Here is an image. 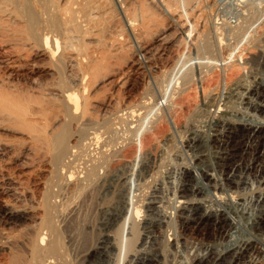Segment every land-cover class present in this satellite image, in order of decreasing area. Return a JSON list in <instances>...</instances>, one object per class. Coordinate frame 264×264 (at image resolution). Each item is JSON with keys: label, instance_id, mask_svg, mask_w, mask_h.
Here are the masks:
<instances>
[{"label": "rangeland", "instance_id": "1", "mask_svg": "<svg viewBox=\"0 0 264 264\" xmlns=\"http://www.w3.org/2000/svg\"><path fill=\"white\" fill-rule=\"evenodd\" d=\"M79 1L73 2L72 5L71 0H0V213L5 209H11L27 217L25 224L20 226H3L0 222V264H34V261L36 264H84L87 260L96 261L91 255V250L102 230L100 225L103 211L107 208L112 209L116 197L103 198L99 193L100 185L98 182L96 185L95 181H92L93 185L90 183L88 187L83 185L82 191L79 192L81 186L76 187L78 185L74 177L72 181L66 180L69 172L62 166L68 163L76 172H81L85 164L88 166L96 163L95 161L101 156L100 153L110 156L114 149H120L124 153L123 156L132 152V156L136 159L135 164H140V161L146 162L141 159L143 151L139 152V140L144 136L143 134L146 135L147 130L151 131L153 123L165 121L162 119L164 117L162 108L155 106L159 96L164 93L167 94L165 97H168V105L185 104V99L189 96L193 97V100L196 98L195 112L183 117L182 122L180 121L181 123L179 122L175 127L171 120L166 121L168 124L165 125L169 128L170 137L168 140L161 137L157 151L151 149L154 158L147 161L152 167V175L150 174L152 179L149 178L147 181L155 180L142 187L138 196H141V199L147 198L149 190L156 184L162 188L158 191L159 211L169 216L174 214L161 237L156 233L158 237L156 244L153 245L145 244L141 247L143 229L136 225L132 238L134 245L131 244L130 251L144 249L145 252L159 254L161 264H193L192 257L195 258L194 256L200 254L204 247L220 245L222 242L218 243L221 239L203 223L193 231L184 228V225L181 228L179 214L173 210L177 198L175 186L178 187L181 183V169L183 166H193V156H195L185 147L186 140L191 132L203 130L206 115L216 109L212 106L213 100H223L222 104L227 101L230 85L223 82H225L224 75L229 70L239 68L244 77L243 84L246 86H252L255 81L264 82V35H262L264 34V0H202L209 9H202V12L187 9L171 15L173 21L178 18V13L179 17L183 15L180 17V22L185 24L186 34L192 35L190 39H187L186 34L177 35L176 24L169 21L170 18L164 15L155 0ZM178 2L175 0L174 4L179 5ZM212 5L216 7L212 9ZM120 6L127 9L130 15H134L136 11L137 16L129 15L131 18L136 17L135 21L143 19V22H148L153 19L151 20L153 22L149 25L150 21L146 25V22L144 24L137 20L139 23L134 22L138 25L134 24L135 28L132 30L134 34L130 32L118 36L122 31L121 27L127 24L126 18L124 20L115 15V8ZM28 10L35 13L38 19L36 23L30 22ZM102 13H106V16ZM198 14L200 18L204 17L206 20L198 18L200 22L197 25L195 16L197 17ZM54 15L56 17H53ZM51 16L57 21L50 22ZM47 18L49 20L46 23ZM201 22L205 23L201 24ZM141 23L147 26V30L145 27L142 30ZM192 30L194 31L191 34ZM196 32L200 36L209 33L210 41L220 44L219 50L211 57L205 53L202 55L199 53L200 55L197 56L196 51H188L185 48L183 50L182 47L188 46L189 40L192 38L194 40V36L199 39ZM164 37L167 45L162 52L163 43L160 40ZM44 38L49 42L50 39L55 40L54 43L58 41L59 47L54 51L56 52L54 57L57 58L51 57L42 46L45 42ZM130 39L137 41L138 44H133L130 48ZM180 41H185L186 44ZM51 44L52 42L50 46ZM40 46L42 47L39 48ZM245 49L249 51L246 52ZM135 50L142 54L143 57L139 56V58L147 61L144 66L147 65L150 70L146 66L145 72L140 71L138 66L134 65ZM182 51L184 53H180ZM161 54L163 56H160ZM174 56L177 58L172 62L173 64H166V60ZM207 58H210L209 62ZM55 60H59L60 67ZM197 60L200 66L190 65ZM211 60H215L214 65H209ZM181 65L186 68L183 67L177 78H173L174 73L181 69ZM184 75L183 80L181 78ZM213 75L219 78L218 87L212 84L208 91L205 89V95H202L200 88L206 86ZM191 79H194L195 83L191 82ZM66 92L74 94L80 101H77L76 110L71 109L72 106L66 102L64 97ZM240 108L237 107L236 110L245 109ZM149 111L151 114L146 117ZM64 127L69 133L67 151L65 156L59 159L60 162H56L58 147H55L54 140L65 130ZM138 133L141 136L137 135ZM53 136H56L55 139ZM239 145L236 146L239 148ZM211 151L209 156L201 158L204 160L198 163V167L206 168L208 164L215 162L218 154L213 149ZM111 157L106 165L107 172L114 170L121 159L113 157L112 154ZM233 160L234 158L227 162L232 163ZM196 165L193 167L196 168ZM231 173L229 171V174ZM166 176L169 177L168 181L164 180ZM248 191L249 188L234 191L237 193L233 195L234 201L240 204L246 203L253 194ZM49 202H56L54 209H51L53 212L49 211L52 218L50 223L54 224L52 226L54 229L56 228L55 233L52 227L47 229L43 224L48 213L47 205L49 207L51 205ZM142 209L144 210L143 207L138 210L144 215ZM126 231L125 229L123 240H126ZM244 232V229H240L235 236L241 238L245 235ZM42 237L45 244L40 246L36 253V246ZM176 242L178 245L174 246ZM51 249H54L53 254L50 252ZM119 259L114 264H125L123 255ZM239 264H246V261Z\"/></svg>", "mask_w": 264, "mask_h": 264}, {"label": "bare ground", "instance_id": "2", "mask_svg": "<svg viewBox=\"0 0 264 264\" xmlns=\"http://www.w3.org/2000/svg\"><path fill=\"white\" fill-rule=\"evenodd\" d=\"M77 1L78 0H71L72 5H74L73 2L77 3ZM80 1L86 2L87 0H80ZM104 1H106V0H104ZM108 2H110V1H108ZM117 2H119V0ZM155 2L158 4L159 7H161L164 15H166L170 18L169 21L171 23H174V25L176 24L175 27L177 29V32H178L177 35L178 36L186 34V31H185L186 27L184 26L185 24H183V22H180V17L183 15H181L179 17V13H180L179 11H186L187 9H188V11H192L191 9H193V11L194 10L195 11L201 10V12H202L203 11L202 9H205V8L209 9V7L207 5L205 6V4L202 2V0H180V2H178V0H177L179 5H176L177 3L174 4L175 0H174V2H173V0H155ZM242 3H243V1H242ZM27 4H28V2H27ZM120 4H121V2H120ZM121 6H123V5H121ZM121 6L115 8L116 14L114 13L115 10H113V14L117 15L118 18L119 17L124 18V20L126 18L127 24H125V26H123V28L121 27L122 31L119 32L118 36L130 33V32L133 33L134 31H132V30H134V28H135L134 24L138 25L137 23H139L140 21L143 22V19L140 21L137 19L139 22L137 20L135 21L134 19L136 17L131 18L130 16H132L133 14L130 15V12L127 9L122 8ZM80 7L82 8L81 4H80ZM215 7H216L215 5L211 6L212 9H214ZM102 9H103V7H102ZM87 10H88V8H87ZM110 10H111V8H110ZM138 11L140 12V10H138ZM76 12L78 13V11H76ZM128 12H129V14H128ZM131 12L133 13V11H131ZM176 12H179L177 15L178 18L175 19V21H173L174 19L172 18L171 15H174V14L176 15ZM110 13H111V11H110ZM134 13L136 14V11ZM191 13H193V12H191ZM34 14L28 10L29 20L32 24L36 23L35 21H38V19L35 17ZM74 14H75V12H74ZM105 14H103V15H105ZM202 14H200V15H202ZM55 15L53 17H56ZM49 16H50V14H49ZM136 16H137V14H136ZM184 16H186V14H184ZM53 17H52V20L51 19L49 20L47 18V20H45L46 23L48 22V20L50 22H54L56 19H54ZM87 18H89V16ZM141 18H143V17H141ZM154 18H156V17H154ZM198 18H200L199 14L197 17L195 16V19L197 22L194 21L197 25L200 22ZM201 18H204V17H201ZM204 19L206 20V18H204ZM204 19H202V20H204ZM146 20H149V19H146ZM151 20H153V19H151ZM151 20H149L148 22H150ZM134 22H137V23H134ZM144 22H146V25L148 24L147 21H144ZM152 22L153 21H151L149 23V25H151ZM143 23H141L142 24L141 25L142 30H144V27H145L144 26L145 23L144 24ZM202 23H205V22H201V24ZM53 24L54 23H52V25ZM196 24H195V26H197ZM46 25H48V24H46ZM149 25H148V30H149ZM154 25H156V23ZM191 25H193V24H191ZM48 28H49V26H48ZM136 28H139V27H136ZM145 28L147 30V26ZM193 29H194V27H193ZM194 30H192L191 34L193 33ZM208 30H210V29H208ZM217 30H216V32H217ZM116 31H117V29H116ZM46 32H47V30H46ZM212 32H213V29H212ZM216 32H214V33H216ZM145 33H146V31H145ZM197 34L199 35V39L195 38V36H194V40H193V38H192V40H189L188 46L184 45V47H182L183 50L187 49L188 51H196L197 56L199 53H201V55H202V53H205V54L210 55V57H211V55H213L214 53H216L219 50L218 48H219L220 44H216L215 42H211L210 38H209V33H208V35L206 33H204L203 35L201 34V36L199 33H197ZM262 35H264V34H262ZM185 36L187 37V39H190L189 37H191L192 35L190 36L189 33H187ZM216 36H219V35H216ZM134 38H136V37H134ZM119 39H121V38H119ZM136 39L139 40L140 38H136ZM44 40H45V42H43L42 46H44V49L49 54H51V57H54V54L56 53V52L54 53V51H56L59 47V45L57 43L58 41L56 40V42L54 43L55 40L51 41L52 39H50V42H52V44L54 43L53 44L54 49L52 47V49H53V52H52V50H51L52 44L50 46L49 40L45 39V38H44ZM111 41H113V40H111ZM160 41L163 43L162 44L163 46L161 47V51L164 52V48L167 45L166 37H164ZM175 42H177V39ZM180 42L183 43L185 41H180ZM133 44L136 45L138 43H137V41L130 39V44H129V45H131L130 48L133 47L132 46ZM184 44H186V42ZM221 44L223 45V43H221ZM42 46H40L39 48H41ZM181 46H182V44H181ZM177 48H178V46H177ZM137 49H138V47H137ZM245 50L247 52L248 49H245ZM262 50H263V48H262ZM144 51H145V49L143 50V52ZM64 52H66V51H64ZM254 52H251V53L253 54ZM180 53H184V52L182 51ZM232 54L230 56H232ZM133 55H134V59H135V60H133L134 65L136 67L138 66V69H140V71L141 70L144 71V69L147 70V68H146L147 65L144 66L145 64H147V61L144 59H143L144 60L143 61V60H141V58H139V56H142V54L140 55L139 52L137 50H135ZM249 55L251 56V54H249ZM160 56H163V55L161 54ZM233 57H235L234 54H233ZM245 57H247L246 53H245ZM54 58H57V57L55 56ZM176 58L177 57L174 56V57L170 58V60H166L167 63L166 62L165 63L171 64L172 62H174L176 60ZM200 58H202V56ZM242 58H244V57H242ZM209 59L207 58L206 60H208V62H209ZM68 60H69V58H68ZM198 60H199V58H198ZM202 60H203V58H202ZM206 60L204 59V63ZM215 60L214 61L211 60L212 62H210L209 65L210 64L214 65ZM55 61L57 63V66L60 67L59 60H55ZM197 61L194 63L190 62V63H192L190 65L191 66L193 65L194 67L196 65L200 66L201 65L200 62L199 61L197 62ZM201 63H203V61ZM182 64H183V62H182ZM219 64H222V63H219ZM219 64H218V66H219ZM183 67L186 68L185 66H182L181 69L177 70L174 73L175 76L173 78H175V79L177 78V76L182 72L181 70L183 69ZM235 68H236V66H235ZM149 70H150V68H149ZM238 70H239V68H238ZM238 70H229L224 75L225 82H223V83H227L231 87V88L229 87L230 91H229V94H227L228 95L227 98L224 96L227 99V101L226 102L224 101L225 103L222 104L223 100H217V101L213 100V103H216V104L213 105V103H212V106L214 108H216L217 110L215 109L214 111L211 112V114L206 115L207 119L205 121L203 120L204 121L203 130H197V131L191 132L189 135V138L186 140L185 147L189 150V152H192V154L195 155V156L192 155L194 157L193 162H192L193 166H195L197 164L196 166L198 167L199 166L198 163H202V161L204 160L201 158H203V157L206 158L207 156H209V154H211V152H212L211 151L212 149L214 150L215 153L218 154L217 156L214 155V156H216L215 162H213L212 164H208L206 168L198 167V169H197V167L195 168L193 166H185V167L183 166V169H181V172H180L181 183L179 184L178 187H177V185L175 186V192H177V196H175V197H177V198L174 202L175 206L173 207V210L175 211V213L177 212L179 214L178 217L181 220L180 223L182 224L181 228H183V225H184L185 226L184 228L189 229V231H193L194 228H196L199 224L203 223L206 226L210 227L212 232L213 233L215 232V234L218 236V238L221 239L220 242H218V243H221V242L223 243V244L221 243L220 245L219 244L218 245L213 244L214 246L212 245V246L204 247L203 251L200 252V254H197V256H194L195 258L192 257L193 264H239L240 262H244V261H246V264H264V82L258 83L257 81H255L252 84V86H246L245 84H243L244 83L243 82L244 77L241 75L242 72L240 70L239 71ZM248 72H250V71H248ZM246 73H247V71H246ZM214 75H213V77H211L210 80L207 81L208 82L207 84L205 83L206 86L204 85V87L202 86L200 88L203 92V93L201 92L202 95L203 94L205 95V93H204L205 89L208 91L212 84H215V85H217V83L219 84L218 76L217 75L214 76ZM82 77L84 78V76H82ZM184 77H185V75L182 76L181 79H183ZM187 79H190V78H187ZM193 80L191 82L195 83ZM187 81H189V80H187ZM184 83H185V81H184ZM247 85H249V84H247ZM217 87H218V85H217ZM164 94L163 95L160 94L161 96H159L160 98L157 100L155 106H160L159 108H162L164 117L163 118L161 117V118L165 121L163 123H160L161 121H158L159 123H153L154 126L152 129H150L151 131L146 129L148 132L146 133V135L143 134L144 136L140 137V140H139V150H140L139 152L143 151V156H141V155L140 156H141V159L146 161V162L140 161V164H135L134 160H136V159L132 156V154H133L132 152L130 153V155L128 153H126V155L123 156L124 153H122L120 151V149L119 150H116V149L113 150L112 149L113 151H111L110 156H108L105 153H100L101 156L99 157V160L98 161L96 160L95 161L96 163H91V165L86 166V164L83 160V162L85 164V168L82 166V168H81L82 170H80L81 172H78V171L76 172L75 168L73 167L74 168L73 169L71 167V165L68 163L67 164L65 163V165H63V166L61 165L66 170L68 169L67 171L69 172V175L67 176L66 180L72 181L73 177H74V181H76V184L78 185L76 187L81 186V190L79 189V192L82 191L83 185L85 187H88L92 181H95L96 185H97V182L100 185V186L98 185L99 186L98 188L101 191L99 193L102 194L103 198H106L109 196L116 197V202H115L114 206L112 207V209L107 208L106 210L103 211L104 212L103 213V220H102V223L100 225L102 230L99 233V236L97 238V242H96L95 246H93V248L91 250V255L93 256V258L96 261L92 262V261L87 260L84 262V264H114V262L116 263L117 261L120 260L119 258H121L122 255L124 256L125 264H161L160 263L161 261L159 259V257L161 255H159V254H152L151 252H145L144 249L139 250V251L138 250L133 251V252H132V250L130 251V248L132 247L131 244H133V242H132L133 241L132 240L133 234L135 232L136 225L141 226V228L143 229V238H142L143 241H142L141 247L145 244H150V245H153V243L156 244V238L158 236L161 237L164 229H167L168 223L171 221L172 215L174 213L169 216L168 214L166 215L165 213H162L161 211H159L160 202L158 200L159 199V196H158L159 192L158 191L160 190L161 187L159 188L158 185L155 184L154 186L151 187V189L149 190L150 192H148V194L146 195L147 198H145V199H141V196H138V194H140L139 190L142 187L147 186V184L150 181L153 182L155 180V179H153V180H150L149 182L147 181V179L149 180V178L152 179L150 176V174L152 173V171H151L152 167H150V163H148V162L153 157V155L151 153V149L154 152L157 151V149L159 148V143H160L159 140L162 139L161 137H164L165 139L167 138V140H168V137H170L169 128H167V126L165 124H168L167 123L168 120H171L174 127L176 126V124L178 126L181 119L183 120V117H188L190 114L195 112L194 107L196 104L195 103L196 98L193 100V97L189 96L190 98L187 97L185 99V104L168 105V102H167L168 97L167 98L165 97V96H167V94L166 95H164ZM64 97H65V100L68 103V105L72 106L71 109L76 110L78 107V102H77V101H79V100H77L78 98H76L74 94H71L68 92H66V94L64 93ZM191 99L193 100V102ZM66 102H65V104H67ZM199 102L200 101H198V103ZM235 106L239 107V109H241L240 107H244L245 109H244V111H240L239 109L236 110L237 107H235ZM69 110H70V108H69ZM149 114H151L150 111H149V113H147L146 117ZM81 115H82V113H81ZM123 117H124V115H123ZM161 118L159 120H161ZM136 127H138V126H136ZM63 129H65V127ZM204 129H205V131H204ZM68 134L69 133L65 129L59 136L57 135L58 137L53 136L54 139L56 137V140H54L55 141V147L56 148L58 147L57 148L58 154H56L58 156L55 159L56 162L59 161V159H61V157L65 156V153L67 151ZM137 135L141 136L139 133ZM135 136H136V134H135ZM94 139H95V137H94ZM236 141H238V142H236ZM239 142H241V145H239ZM88 145H90V143H88ZM236 145L237 146L239 145L240 147L238 148ZM103 150H104V148H103ZM111 154L113 157H115V158L119 157L121 159L119 161L118 166L116 165L117 167L116 168L114 167L115 169L114 170L112 169V171H110L111 173L108 171L109 172L108 173L106 165H108L107 162L109 161V159L112 158ZM73 156L75 157V155H73ZM221 157H223V158H221ZM245 157H247V158L245 159ZM232 158H234L232 163L227 162V161H232ZM86 161L88 162V160H86ZM212 161H214L213 158H212ZM76 163H78V162H76ZM225 163L226 164L228 163V164L226 165ZM70 169H72V170H70ZM76 169H77V167H76ZM229 171H231L232 173L229 174ZM60 172H61V170H60ZM164 180L168 181L169 177L166 176L164 178ZM56 181H57V178H56ZM70 183H72V182H70ZM91 184L93 185V183H91ZM164 187H165V184H164ZM66 188H67V186H66ZM247 188H249V191L251 193H253L251 195V197L248 200H246L247 202L245 201L246 203L242 202V204H240V203L234 201L233 195L237 194V193H234V191L235 192L236 191H242V190H246ZM84 189H86V188H84ZM60 195H62V194H60ZM139 197H140V200H139ZM58 200H60V199H58ZM49 203H51L52 206L50 205V207H49V205H47L48 207L46 209L48 211L47 210L46 211L48 213H46L45 221L43 222V224H44V227L47 229L53 228L52 231L54 232L56 228L54 229V227H52L54 224L52 225L50 223V221H51L50 219H52V218H50L49 211L53 212V211H51V209L52 208L54 209L56 202H53V203L49 202ZM138 204H140V206H136ZM57 207H58V205H57ZM142 207L144 208V210L142 209L143 212L145 213L144 215H141L140 210H138L139 208L141 209ZM55 212H54V214H55ZM21 213H23V212H21ZM51 215H52V213H51ZM26 221H27V217L19 214L18 211L16 212V211L11 210V209L10 210L5 209L4 211H2L0 213V222H1V224H3V226H11V225H15V226L19 225L20 226L22 224H25ZM125 229L127 230L126 236H125L126 240H123L122 237H123V234L125 232ZM240 229L245 230V232H244L245 235H243V237H241V238H238L235 235ZM156 233L158 234V236H156ZM54 235H55L54 237H56V234H54ZM44 244H45L44 238L42 237V238H40V240L38 241V244L36 246V249H35L37 251L36 253H38L39 247L43 246ZM173 245L177 246L178 243L176 242ZM53 250L51 249V251H50L52 254L54 253ZM34 264H36L35 261H34Z\"/></svg>", "mask_w": 264, "mask_h": 264}]
</instances>
